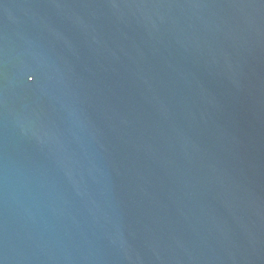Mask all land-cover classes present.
I'll list each match as a JSON object with an SVG mask.
<instances>
[{
    "label": "water",
    "instance_id": "obj_1",
    "mask_svg": "<svg viewBox=\"0 0 264 264\" xmlns=\"http://www.w3.org/2000/svg\"><path fill=\"white\" fill-rule=\"evenodd\" d=\"M0 264H264V0H0Z\"/></svg>",
    "mask_w": 264,
    "mask_h": 264
}]
</instances>
